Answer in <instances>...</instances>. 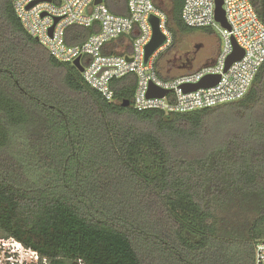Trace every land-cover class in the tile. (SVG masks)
I'll return each instance as SVG.
<instances>
[{"label": "trees", "instance_id": "1", "mask_svg": "<svg viewBox=\"0 0 264 264\" xmlns=\"http://www.w3.org/2000/svg\"><path fill=\"white\" fill-rule=\"evenodd\" d=\"M14 1L0 0V236L36 252L37 264H255L264 63L238 100L139 110L136 74L113 79L107 100L26 30ZM105 1L129 14L127 0ZM250 1L264 23V0ZM155 3L170 54L198 28L182 19L185 0ZM98 30L72 25L66 38L82 43Z\"/></svg>", "mask_w": 264, "mask_h": 264}, {"label": "built area", "instance_id": "2", "mask_svg": "<svg viewBox=\"0 0 264 264\" xmlns=\"http://www.w3.org/2000/svg\"><path fill=\"white\" fill-rule=\"evenodd\" d=\"M95 1L15 0L14 8L26 30L54 57L72 64L79 58L85 81L109 101L115 100L111 81L134 73L137 85L133 101L139 110L187 112L212 107L245 96L264 63V23L250 0H223L228 27L216 20L217 0H185L181 13L184 23L194 28H217L223 43L213 63L178 75L166 71L164 76L159 74L156 61L172 44L173 34L167 14L155 0H127L128 15L113 12L105 0ZM153 17L166 41L146 60V48L154 35ZM94 23L99 30L84 42L67 41L68 27H90ZM132 32L135 36L131 39L128 35ZM237 48L243 51L242 57L227 67ZM206 77L210 82L216 77L219 80L196 87ZM152 88L165 90L166 94L151 96ZM10 244L22 245L13 237L0 236V247ZM255 264H264V241L256 246Z\"/></svg>", "mask_w": 264, "mask_h": 264}, {"label": "rangeland", "instance_id": "3", "mask_svg": "<svg viewBox=\"0 0 264 264\" xmlns=\"http://www.w3.org/2000/svg\"><path fill=\"white\" fill-rule=\"evenodd\" d=\"M222 43L223 38L215 27L193 29L182 36L177 51L168 54L167 47L160 53L158 60L161 70L163 73L169 71L171 75L195 71L214 61ZM175 53L181 61L180 67H175V63L171 62ZM38 259L35 252L22 245L10 244L0 247V264H37Z\"/></svg>", "mask_w": 264, "mask_h": 264}, {"label": "water", "instance_id": "4", "mask_svg": "<svg viewBox=\"0 0 264 264\" xmlns=\"http://www.w3.org/2000/svg\"><path fill=\"white\" fill-rule=\"evenodd\" d=\"M103 0H96L95 3H101ZM216 20L223 24L224 26L228 27L227 24V19L225 15V10L223 8V0H217L216 2ZM152 23L154 25V35L151 40V42L148 44L146 48V56L145 59L148 60L150 55L158 48L160 47L165 41H166V36L161 32L159 26H158V20L157 18L153 17L152 18ZM243 51L240 48H237L236 51L231 55L227 67L230 66L232 62L235 60H238L242 57ZM74 65L81 71L83 72L84 67L80 63V59H76L74 61ZM219 80V77L214 78L210 82V77H206L202 83H200L198 86H208L210 84L216 83ZM166 94L165 90H156L154 88L150 89L149 95L151 96H159L163 97ZM125 105H129V101L126 100L124 102Z\"/></svg>", "mask_w": 264, "mask_h": 264}, {"label": "flooded vegetation", "instance_id": "5", "mask_svg": "<svg viewBox=\"0 0 264 264\" xmlns=\"http://www.w3.org/2000/svg\"><path fill=\"white\" fill-rule=\"evenodd\" d=\"M217 55H218V53H217Z\"/></svg>", "mask_w": 264, "mask_h": 264}]
</instances>
